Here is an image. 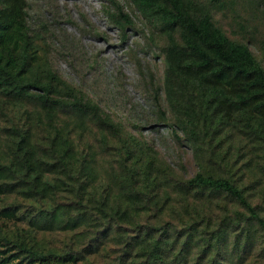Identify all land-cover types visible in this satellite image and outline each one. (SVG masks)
<instances>
[{
    "label": "trees",
    "instance_id": "trees-1",
    "mask_svg": "<svg viewBox=\"0 0 264 264\" xmlns=\"http://www.w3.org/2000/svg\"><path fill=\"white\" fill-rule=\"evenodd\" d=\"M103 1L111 25H134L119 0ZM124 1L153 44L156 34L165 38L158 118L191 148L198 171L177 179L152 146L38 55L27 0H0V108L11 124L0 150V264H264L263 62L217 24L229 0ZM247 1L264 13V0ZM30 104L45 110L35 119L40 137L23 122ZM56 109L72 114V125L58 123ZM89 123L118 157L111 180L97 153L73 139L71 128L85 134ZM12 196L36 204L37 214L26 217ZM81 227L94 229L82 248L38 238V230Z\"/></svg>",
    "mask_w": 264,
    "mask_h": 264
},
{
    "label": "rangeland",
    "instance_id": "rangeland-1",
    "mask_svg": "<svg viewBox=\"0 0 264 264\" xmlns=\"http://www.w3.org/2000/svg\"><path fill=\"white\" fill-rule=\"evenodd\" d=\"M119 1L135 20L134 25L125 32L109 23L107 3L103 0H27L29 23L33 33L39 36L36 38L38 55L48 60L64 80L97 102L114 121L121 124L125 133L152 146L171 167L177 179L189 178L198 171L192 150L184 142L175 139L169 121L159 120L160 111L154 97L155 90L159 89V100L166 106L164 64L160 48L164 46L165 38L156 34V45L153 44L149 39L151 33L142 18L132 13L126 1ZM262 10L247 0H229L227 9L216 12L215 17L217 24L231 39L247 41L264 64V51L261 50L264 49ZM243 19L249 26L246 31L239 26L240 22L244 23ZM38 106L29 105L33 115L23 122L32 126L33 133L40 137L43 126L37 124L35 119L38 114L44 117L45 110ZM7 112L5 108H0V150L6 128L11 125ZM54 112L58 123L72 125V114L60 109ZM71 129L77 148H89L96 152L98 162L104 167L102 176L111 180L118 157L110 154L111 149L101 148L98 138L102 127L89 123L85 134L81 129ZM10 201L19 204L26 217L38 212L36 204L19 197L12 196ZM93 230L83 227L67 233L38 230V238L50 247H63L76 242L82 248L94 238ZM78 232H82L78 241L76 238L71 241V236L77 233L78 237ZM111 247L116 251L121 249L119 245H110L109 250ZM262 263V257L254 261V264ZM51 264L55 263L52 261Z\"/></svg>",
    "mask_w": 264,
    "mask_h": 264
},
{
    "label": "bare ground",
    "instance_id": "bare-ground-1",
    "mask_svg": "<svg viewBox=\"0 0 264 264\" xmlns=\"http://www.w3.org/2000/svg\"><path fill=\"white\" fill-rule=\"evenodd\" d=\"M109 49V48H108ZM109 50H107L106 52H108Z\"/></svg>",
    "mask_w": 264,
    "mask_h": 264
}]
</instances>
